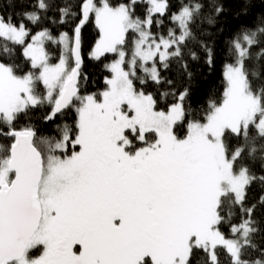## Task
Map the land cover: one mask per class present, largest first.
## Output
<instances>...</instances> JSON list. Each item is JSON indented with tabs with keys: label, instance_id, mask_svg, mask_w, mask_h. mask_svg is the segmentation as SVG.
Returning <instances> with one entry per match:
<instances>
[{
	"label": "rangeland",
	"instance_id": "1",
	"mask_svg": "<svg viewBox=\"0 0 264 264\" xmlns=\"http://www.w3.org/2000/svg\"><path fill=\"white\" fill-rule=\"evenodd\" d=\"M146 1L150 14L145 22L133 20L125 4L111 7L102 0L88 7L101 32L91 56L99 58L106 53H117L118 57L108 66L112 76L101 99L95 94L83 98L78 114L79 152L67 158L41 152L44 156L40 184L43 218L30 246L31 249L42 246V249L34 257L25 254L15 264H140L148 256L155 264H188L194 244L208 249L214 260L215 248L223 246L236 262L240 261V242L226 238L219 231L217 208L224 192H232L237 199H242L249 181L244 172L234 171L237 153L228 156L223 135L226 129L246 130L259 115L256 125L264 132V108L259 97L248 88L239 54L236 64L225 66L227 88L223 104L213 110L207 122L191 125L185 137L177 136L174 127L183 114L182 102L168 111H156L151 97L136 92L132 83V76L138 70L158 80L159 61L172 53L170 39H157L150 33L153 16L166 11L167 0ZM187 17L188 11L184 10L180 19L184 22ZM131 29L139 37L127 59L123 43ZM0 35L23 44L33 67L39 69L37 74L20 76L0 62V117L11 123L19 112L43 99L56 107L66 83L72 78L69 55L74 52L68 36L52 38L46 31L29 36L24 26L8 24L1 16ZM49 39L62 44L63 55L57 62L49 60L45 47ZM36 80L45 87L44 97L35 92ZM75 98L82 99L78 94ZM127 131H139L143 141L148 131H155L157 139L151 146L132 153L128 148L134 142ZM65 147V141L56 144L58 149ZM9 159L0 169V187L11 180ZM157 163L156 172L149 178L143 170ZM175 171L179 176L177 182L173 176ZM133 175L139 180H133ZM159 184L167 185L175 201L171 206H162L153 197L151 189ZM125 194L127 211L119 200ZM113 203L121 205L115 218L108 214ZM130 203L138 207L131 209ZM76 213L83 220H92L95 233L88 236L72 222L73 235L63 258H55L54 255L58 256L55 241L63 235L65 222L70 221L71 215L76 217ZM153 213L163 221L158 226ZM143 222L155 225L160 241L149 246L139 242L128 249L123 247Z\"/></svg>",
	"mask_w": 264,
	"mask_h": 264
},
{
	"label": "trees",
	"instance_id": "2",
	"mask_svg": "<svg viewBox=\"0 0 264 264\" xmlns=\"http://www.w3.org/2000/svg\"><path fill=\"white\" fill-rule=\"evenodd\" d=\"M101 1L0 0V16L4 22L24 26L29 36L42 31L52 38L65 34L72 51L79 38L82 57L76 93L63 111L55 113L56 107L43 99L19 112L11 123L0 117V169L10 157L14 140L8 134L13 130L34 131L35 145L44 155L54 153L67 158L79 152L78 114L83 98L95 94L101 99V93L109 86L107 80L112 76L108 66L118 57L117 53H106L99 58L91 56L101 32L91 8L86 10V7ZM105 1L111 7L127 5L133 20L138 22H145L150 14L146 0ZM184 10L188 11V17L183 22L180 15ZM150 33L157 39H170L172 53L159 61L158 80L138 70L132 76L133 87L136 92L151 97L156 111H168L182 102L183 114L174 127L177 136L185 137L191 125L207 122L213 110L223 104L227 88L225 66L236 64L239 54L248 88L259 97L264 108V0H167L166 11L153 16ZM138 37L136 30L127 31L123 43L127 59ZM45 47L51 62L62 57L61 42L49 39ZM71 54L72 75L77 63ZM0 62L20 76L39 71L26 56L23 44L1 35ZM33 83L35 92L44 97L46 90L42 82ZM76 94L82 99L75 98ZM259 117L250 122L246 130L226 129L223 135L228 156L237 153L234 171L236 174L244 172L249 181L242 199H237L232 192H224L217 208L219 231L226 238L240 242V261L236 262L223 246L215 248L214 260L208 249L194 244L188 264H264V132L256 125ZM127 132L134 142V146L128 148L132 153L151 146L157 139L155 131H148L144 141L140 140L139 131ZM63 141L66 147L56 148V144ZM13 177L12 172L11 180ZM173 200L171 195L163 197L159 203L166 206ZM155 225L141 228L133 238L145 245L153 244L157 235ZM41 249L42 246L29 249L27 255L37 256ZM140 264L155 263L148 256Z\"/></svg>",
	"mask_w": 264,
	"mask_h": 264
},
{
	"label": "water",
	"instance_id": "3",
	"mask_svg": "<svg viewBox=\"0 0 264 264\" xmlns=\"http://www.w3.org/2000/svg\"><path fill=\"white\" fill-rule=\"evenodd\" d=\"M73 52L77 66L56 104L55 113H60L72 102L77 90L82 65L79 38ZM8 136L14 140L9 159L14 177L0 187V264L23 259L43 218L40 184L44 156L34 143L35 133L29 129L13 130Z\"/></svg>",
	"mask_w": 264,
	"mask_h": 264
},
{
	"label": "flooded vegetation",
	"instance_id": "4",
	"mask_svg": "<svg viewBox=\"0 0 264 264\" xmlns=\"http://www.w3.org/2000/svg\"><path fill=\"white\" fill-rule=\"evenodd\" d=\"M106 161L107 162H109V163H112V161L109 159V158H106ZM159 162H161V160L159 161ZM158 162V163H159ZM174 162V161H173ZM172 162V163H173ZM152 164V165H149V167H148V169H146V167H145V169L143 170L144 172H145V174H147L148 175V177L149 178H152L153 177V174L156 172V170H157V165H159V164ZM176 164H180V162L179 163H176ZM140 166H143L144 167V164H141ZM153 173V174H152ZM107 175H109V174H107ZM179 175H181V173H180V171H179ZM173 176H174V178H175V182H177L176 180L179 178V176H178V172H176L175 171V173L173 174ZM139 180L138 179V177H136V175H133V180ZM132 180V181H133ZM168 187H167V185L165 184H159V185H157V186H155V185H153V187H152V189H151V191L153 192V197L155 198H157L158 199V201H161L162 200V198L163 197H166V198H170V196L171 195H169L170 194V192H168ZM126 193H127V191H125ZM94 193V192H93ZM126 197H127V195L125 194L124 196H122L121 195V197H120V199L119 200H121L122 201V203L121 204H123V210H128L127 209V206H126ZM175 201L173 200V201H171V204H169L168 206H171L172 205V203H174ZM129 206L131 207V209H134L135 207H138L137 205H134V204H132V203H130L129 204ZM121 207V205L120 204H118V203H113L112 204V206L110 207V209H109V211H108V214H110L111 216H112V218H115L114 216H116L117 215V213H118V209ZM187 207H188V203H187ZM73 215H71V219H70V221H68V223H67V221L65 222V221H63V223L65 222L66 224L64 225V228H65V231L63 230V235H61L60 236V238L59 239H57V241H55L56 242V244H55V249H56V252L58 253V256L57 255H54L53 257H55V258H58V257H60V258H63V253L65 252V247H66V245H67V243H68V241H70L71 240V238H72V232H71V230H70V227H72V222H75L77 225H79L80 227H82L83 228V232L84 233H86L88 236H92L94 233H95V227L93 228V223H92V220L91 219H86V220H83L80 216H79V214L78 213H76V217H72ZM153 216L157 219V216H156V214L155 213H153ZM155 222H158V223H160V222H163L162 221V219H157ZM164 222H165V219H164ZM138 225H139V223H137ZM164 224V223H163ZM162 224V225H163ZM144 225V226H143ZM143 225L142 224H140L137 228H139L136 232H134V234L132 235V236H136L138 233H139V231H140V229L141 228H143V227H145L146 225V227H149L150 225H152V224H146V223H144L143 222ZM166 226V225H165ZM164 226V227H165ZM162 227V226H161ZM161 227H159V228H161ZM168 227V226H167ZM166 227V228H167ZM76 229H78V228H76ZM76 231H78V230H76ZM37 234V233H36ZM157 234V233H156ZM160 239H161V235H159V233L155 236V241L154 242H159L160 241ZM137 243H139V240H135L134 238L133 239H131V238H127V242H124L123 243V245L122 246H124L125 248L127 247V249L128 248H130L131 246H132V244H137ZM171 244V243H170ZM149 246V245H148ZM29 249H31V246H29V248H28V250ZM28 250H27V252H28ZM118 250H120V249H118ZM27 252H26V255H27ZM54 258V259H55ZM59 262V261H58ZM61 263V262H60Z\"/></svg>",
	"mask_w": 264,
	"mask_h": 264
}]
</instances>
